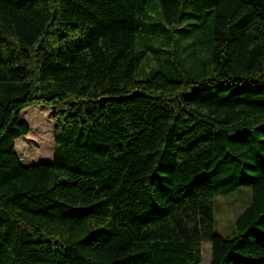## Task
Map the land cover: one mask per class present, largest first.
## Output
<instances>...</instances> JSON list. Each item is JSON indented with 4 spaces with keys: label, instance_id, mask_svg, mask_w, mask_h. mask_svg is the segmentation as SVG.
Here are the masks:
<instances>
[{
    "label": "trees",
    "instance_id": "1",
    "mask_svg": "<svg viewBox=\"0 0 264 264\" xmlns=\"http://www.w3.org/2000/svg\"><path fill=\"white\" fill-rule=\"evenodd\" d=\"M27 106L49 163L14 151ZM242 186L222 235L213 197ZM203 241L264 264V0H0V264H200Z\"/></svg>",
    "mask_w": 264,
    "mask_h": 264
},
{
    "label": "rangeland",
    "instance_id": "2",
    "mask_svg": "<svg viewBox=\"0 0 264 264\" xmlns=\"http://www.w3.org/2000/svg\"><path fill=\"white\" fill-rule=\"evenodd\" d=\"M184 32L179 34L180 43H189L196 29L192 25H185ZM191 47V46H190ZM201 49L203 46H200ZM199 46H196V53L201 52ZM137 51L141 53V58L136 64L135 76L142 79L146 76L150 67L155 66L148 59V53L145 46L138 44ZM20 120L26 122L28 131L26 135L18 137L14 144V151L19 162L24 166H30L36 163H49L53 157V128L51 119V108L44 106H27L20 112ZM43 142L49 145V150L39 154L38 148ZM250 199V188L242 186L235 192L227 195H215L212 200V208L215 217L214 229L225 236H232V223L235 216L248 204ZM209 242H201V262H209Z\"/></svg>",
    "mask_w": 264,
    "mask_h": 264
}]
</instances>
